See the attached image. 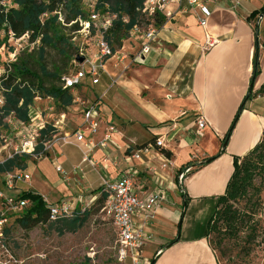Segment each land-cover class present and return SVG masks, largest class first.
<instances>
[{
  "label": "crops",
  "instance_id": "1",
  "mask_svg": "<svg viewBox=\"0 0 264 264\" xmlns=\"http://www.w3.org/2000/svg\"><path fill=\"white\" fill-rule=\"evenodd\" d=\"M199 1L209 11L205 28L198 25L201 13L196 9L185 4L175 11L171 5L172 18L157 28L151 51L128 77L112 84L118 71L111 58L96 85L85 77L89 84H83V79L76 88L84 89L92 102L102 96L92 141L98 143L110 125L114 128L111 143L91 153L101 172L96 174V188L102 177L113 181L131 175L137 196L165 193V202L147 227L150 238L141 250L139 264H219L208 242V222L217 199L224 194L234 157H244L264 134V14L257 12L264 0ZM131 34L129 41L137 51L140 36ZM207 37L213 41L209 47L205 46ZM254 57L259 72L252 79ZM101 78L105 88L95 96L90 91L101 84ZM83 109L69 121L68 130L57 133L66 136L69 144L55 146L47 158L34 163L52 161L54 172L60 166L67 178L41 172L37 176L42 182L40 192L22 185L23 190L43 195L51 204L67 200L75 210H83L97 198L91 194L94 185L86 186L84 181L86 168L96 173L82 162L85 149L78 156L61 158L64 149L78 146L73 133L82 128ZM199 117L207 123L201 131L196 125ZM35 120V125H44L40 115L32 123ZM55 127L56 132L62 129ZM83 134L90 137L84 130ZM156 140L162 147H154L151 141ZM143 145L141 157L135 159L134 149ZM161 150L170 156L165 157ZM61 162L71 166L67 173ZM188 165L193 172L179 182V174ZM74 167L81 170L73 173ZM68 176L83 191L75 195L76 187L68 189ZM125 262L133 264L130 258L120 264Z\"/></svg>",
  "mask_w": 264,
  "mask_h": 264
},
{
  "label": "rangeland",
  "instance_id": "2",
  "mask_svg": "<svg viewBox=\"0 0 264 264\" xmlns=\"http://www.w3.org/2000/svg\"><path fill=\"white\" fill-rule=\"evenodd\" d=\"M184 5L185 3H183ZM81 7L86 14V19H90L93 0H82ZM60 22L63 26V29H61L62 34L65 35L70 46L43 47L44 56L41 64L46 67L48 72L54 73L57 70L60 76L64 77L77 69L73 62L79 47H82L83 51L86 49L93 51L96 40L93 38L94 32H90L91 36L84 38L82 26H80L79 32H72L67 28L69 25L63 23L62 17ZM145 28L146 26H142L140 33L137 35H140ZM132 46L133 44L129 39L123 40L119 47L116 44L113 45L115 49L113 57L114 68L118 71L113 78L115 82L123 77H128L129 72L138 64L133 60L137 48L134 49ZM39 47V41L29 43L26 36L16 40L10 38L7 48H0V73L4 70L5 64L16 60L28 61L31 69L38 73L37 63L39 62L37 55ZM59 84L55 80H44L46 87ZM83 84L88 85L89 80L84 79ZM104 88V78H101V84L93 87L90 92L95 94V96L96 94L100 95ZM69 92L73 102L65 110L52 99L35 98L29 112V124H33L32 120L40 115L44 125H53L55 129V126L62 128L56 133H63L64 130H68L69 121L74 116L79 117L81 110L93 101L85 94L84 89L79 88ZM35 123H38V121L35 120ZM137 127L142 133L144 132L143 128ZM21 132L22 129L12 119L7 127H1L0 136L6 138V143L4 144L0 138V162L13 155L14 148H17L20 144L21 136H19V133ZM137 149L139 148L134 149V151ZM81 151V145L69 146L64 149V154L61 158L68 155L78 156ZM250 156L248 155V157ZM36 162L32 161L30 157L26 161L25 171L31 174L32 177L29 185L22 184L23 187L31 186L40 192L39 186L42 185V182L38 181L37 176L41 172L48 176H56L58 179L62 178V175L59 176L54 172L52 161L43 160L41 163L34 164ZM61 164L66 173L71 169V166L67 163L61 162ZM112 165L114 167L117 166L116 162L112 163ZM193 170L190 169L187 175L191 174ZM97 171L98 173H95L86 168L87 174L84 181L86 186L94 185L93 190L99 186H97L99 182V176L97 175L101 174V172L98 167ZM68 177L70 179L65 182L68 185V189L74 191L76 187L75 195L83 191L82 185L78 184V182H73L72 177ZM251 185L242 198L237 199L235 202H230V205L239 214L241 224L237 223L235 230L230 234L224 232V226L221 225L219 231L210 233L208 242L212 250H214L219 264H264V184L260 186L259 178L255 177ZM10 225L7 239L9 238L12 251L22 264H119L115 245L116 232L111 221L104 217L99 204H94L91 207L90 215L85 224L75 234L67 233L60 236L47 224L38 225L27 232L20 229L12 220ZM124 264H128V262Z\"/></svg>",
  "mask_w": 264,
  "mask_h": 264
},
{
  "label": "trees",
  "instance_id": "3",
  "mask_svg": "<svg viewBox=\"0 0 264 264\" xmlns=\"http://www.w3.org/2000/svg\"><path fill=\"white\" fill-rule=\"evenodd\" d=\"M81 1L0 0V48H7L10 38L16 40L24 36L28 38L29 43L39 41L40 44L37 55L38 73L31 69L26 60H16L5 64V72L0 76V95L4 99L3 105L0 106V124H2V119L7 116H12L24 125L29 124V112L35 98L52 99L64 110L72 105L73 98L69 92L72 89H63L64 78L71 73L64 77H61L57 70L50 73L41 62L44 56L43 47L70 46L61 31L63 29L60 22L61 17L63 23L69 25L67 28L72 32H78L80 29L79 20L81 22L89 21V19H86V14L81 7ZM145 1L93 0V12L100 16L109 15L114 17L110 28L106 31V39L112 48V52H115L114 44L119 47L123 40L134 36L131 34L134 28L152 25L157 29L166 21L165 17L159 13L152 16L143 13ZM257 12L264 14V7ZM257 12L252 13L249 18L255 16ZM258 72L257 58L254 57L252 79L257 76ZM45 79L55 80L60 84L46 87L44 85ZM247 98H249V95ZM241 108H243V104ZM57 135L53 125H44L38 132L33 154H43L47 158L49 153L43 152V145L50 142ZM151 142L154 143V141ZM145 147L146 145H143L138 148L143 149ZM161 152L165 157L170 156L168 151L161 150ZM248 155L251 156L248 157ZM27 160H29V156L22 154L21 156L14 155L0 162V174L16 169L25 171ZM189 166L191 165L185 166L183 170ZM255 177L259 178L260 186L264 184V134L244 157H234L232 174L224 194L217 199L215 210L208 222L207 234L209 237L212 231H219L220 225L224 226V232L230 234L235 230L237 223L241 224L239 214L233 209L230 202L242 198L252 186ZM100 188L92 191L91 194H97L98 196L87 208L74 210L71 216L57 219L54 222L47 221V209L41 196L32 191H27L22 194V197L29 199L31 205L22 214L21 218L15 220V223L24 232L30 231L38 225L47 224L60 236L67 233L75 234L85 224L94 204L101 205L102 209L105 196ZM8 232L9 230L4 231L6 238ZM5 245L12 250L9 238Z\"/></svg>",
  "mask_w": 264,
  "mask_h": 264
},
{
  "label": "built area",
  "instance_id": "4",
  "mask_svg": "<svg viewBox=\"0 0 264 264\" xmlns=\"http://www.w3.org/2000/svg\"><path fill=\"white\" fill-rule=\"evenodd\" d=\"M183 3L201 13L200 16H197V22L201 28H205L206 17L209 15V11L204 3L199 0H146L143 13L147 16L159 13L165 17V20H169L174 13L169 7L173 5L175 11H179ZM112 19H114L113 16H100L92 11L89 21H78L79 26L83 28L84 38H87L90 32H94L93 38L96 40L95 49L93 51L90 49L83 51V48L79 47L73 62L75 66H77V69L64 78L63 89H76L80 86L81 81L85 77L91 79L92 85L98 83V78L104 71L106 62L113 58L115 53L112 52V48L106 39V31L110 28ZM132 32L137 35L140 33V28H134ZM139 36L141 44L133 58L137 63L142 62L144 56L151 51L152 45L157 40V29L149 25ZM212 42L213 41H209L207 37L205 46H211L213 44ZM76 57H82L83 62L78 63ZM4 72L5 69L0 73V76ZM114 82L113 80L112 84H114ZM101 99L102 96L94 102L89 103V105L83 109L82 128L73 133V137L78 145H81L85 149L82 151V162L89 165L97 173L98 163L91 158V153L97 149L104 150L108 144L111 143V134L114 131L113 126L110 125L98 143L92 141L91 137L95 135L98 130L99 113L97 104ZM3 102L4 99L0 95V106L3 105ZM11 119L22 129V132L19 133V136H21L20 144L17 148H14L12 156H21L25 154L34 161H40L46 158L43 154H33L38 132L44 125H35L34 123L24 125L12 116H7L2 119L0 129L1 127H7ZM196 125L197 130L201 131L206 127L207 123L203 117H199L196 121ZM83 130L88 132L90 135L89 138H84ZM0 138L5 144L6 138L2 136H0ZM67 139L68 138L63 135L55 136L50 142L43 145V152L50 153L55 146L69 144ZM154 147L160 148L162 147V143L156 140L154 142ZM141 152L142 149L135 150L133 157L139 159L141 157ZM80 170L79 167H74L73 173ZM55 171L62 175L63 178H67L60 166H56ZM189 171V168L184 169V171L179 174L178 181L182 182ZM30 179V175L27 172L17 169L0 174V264H22L13 251L9 249L8 246L6 247L5 242H7V238L4 231L9 230L11 227V220L15 223V220L21 218L22 214L30 207L31 202L29 199L22 197V194L28 191L22 189V184L29 185ZM100 187L101 192L105 196L102 213L104 217L111 221L116 232L115 245L118 262L121 263L124 259L130 258L133 264H139L141 250L150 238L147 235V227L155 219L158 209L165 202V193L152 192L143 197L137 196L134 192V182L131 175H124L113 181L103 179L102 177V184ZM40 196L47 209L48 222H54L57 219L69 217L75 210L72 204L67 200H60L51 204L45 196Z\"/></svg>",
  "mask_w": 264,
  "mask_h": 264
},
{
  "label": "water",
  "instance_id": "5",
  "mask_svg": "<svg viewBox=\"0 0 264 264\" xmlns=\"http://www.w3.org/2000/svg\"><path fill=\"white\" fill-rule=\"evenodd\" d=\"M76 61H77L78 63H82V62H83V58H82V57H76Z\"/></svg>",
  "mask_w": 264,
  "mask_h": 264
}]
</instances>
